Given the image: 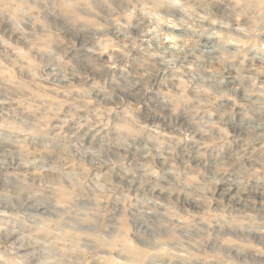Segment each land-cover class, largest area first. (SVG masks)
Segmentation results:
<instances>
[{"label":"clouds","instance_id":"obj_1","mask_svg":"<svg viewBox=\"0 0 264 264\" xmlns=\"http://www.w3.org/2000/svg\"><path fill=\"white\" fill-rule=\"evenodd\" d=\"M0 264H264V0H0Z\"/></svg>","mask_w":264,"mask_h":264}]
</instances>
